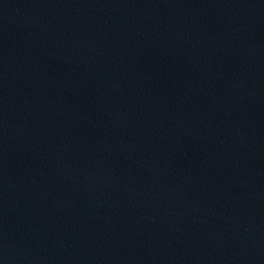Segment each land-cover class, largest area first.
Wrapping results in <instances>:
<instances>
[{
  "label": "water",
  "instance_id": "1",
  "mask_svg": "<svg viewBox=\"0 0 264 264\" xmlns=\"http://www.w3.org/2000/svg\"><path fill=\"white\" fill-rule=\"evenodd\" d=\"M0 264H264V0H0Z\"/></svg>",
  "mask_w": 264,
  "mask_h": 264
}]
</instances>
